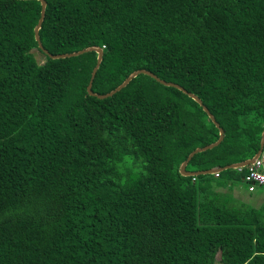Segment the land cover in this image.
<instances>
[{
  "label": "trees",
  "instance_id": "trees-1",
  "mask_svg": "<svg viewBox=\"0 0 264 264\" xmlns=\"http://www.w3.org/2000/svg\"><path fill=\"white\" fill-rule=\"evenodd\" d=\"M46 1L50 53L103 48L94 92L147 69L202 99L225 136L187 170L258 152L264 0ZM41 9L0 0V264H264L263 209L220 189L244 172L180 171L219 138L203 106L144 73L89 94L98 52L44 53Z\"/></svg>",
  "mask_w": 264,
  "mask_h": 264
},
{
  "label": "water",
  "instance_id": "water-1",
  "mask_svg": "<svg viewBox=\"0 0 264 264\" xmlns=\"http://www.w3.org/2000/svg\"><path fill=\"white\" fill-rule=\"evenodd\" d=\"M40 1H41V5H42L41 16H40V19H39L37 25L35 26L34 30H35V37H36V40L38 41L39 47L44 53L48 54L49 56H51L53 58H65V57H71V56H75V55H80V54H83V53H86V52H89V51L98 52V61H97V64H96V66H95V68H94V70L92 72V77H91L90 83L88 84V87H87L89 94L97 96L99 98H106L108 96H111V95L115 94L116 92L120 91L122 88L127 86L128 83L134 77L139 75L140 73H144V74L150 75L151 77L155 78L156 80H158L159 82H161L164 85L174 86V87L179 88L180 90H182L183 92L188 94L190 97L195 99L198 103H200L203 106L204 111L207 112L209 117L212 119V121L219 128L220 135H219L218 140H216L215 142L210 143V144H208L206 146L197 147L189 154L187 159L184 160L181 163V166H180V171H181V173L183 175H186V176H197L199 174H206V173L215 174V173H217L219 171H222V170H225V169H229V168L244 167V166H246V165H248L250 163H253L254 159L260 154V152L264 148V131H263V134H262L260 149L258 150V152L252 158H249V159L244 160L242 162L230 164V165L225 166L223 168L215 167V168H211V169H208V170H200V171H189V170H187L186 167H187L188 163L190 162V160L198 152L205 151L207 149H211V148L217 146L218 144H220V142L224 139V136H225V131H224L223 127H221L220 123L217 121V119L214 116V114L203 103L202 99L198 95H196L195 93L190 92L187 89H185L183 86H181V85H179V84H177L175 82H172V81H166V80L160 78L157 74H155L152 71L147 70V69H138V70L133 71L121 84H119L116 88H114L113 90H111V91H109L107 93L100 94V93L94 92L93 89H92L93 81H94V77H95V75L97 73V70L99 69V66H100V64H101V62L103 60V54H104L103 48H101L99 46H89V47L83 48L81 50L74 51V52H69V53H61V54H52V53H50L49 50L44 47V45L42 43V40H41V36H40V29H41V27L43 25V21H44L45 14H46L47 1L46 0H40Z\"/></svg>",
  "mask_w": 264,
  "mask_h": 264
},
{
  "label": "rangeland",
  "instance_id": "rangeland-1",
  "mask_svg": "<svg viewBox=\"0 0 264 264\" xmlns=\"http://www.w3.org/2000/svg\"><path fill=\"white\" fill-rule=\"evenodd\" d=\"M34 52H35L36 57L39 60V62H43L44 61L43 55L37 50H34ZM230 188L232 190H235V192H234L235 197H233L232 193L229 192L230 196L232 197V201H234L235 205L247 204V205L257 207V208H261L264 211V195H263L264 194V188L259 189V191L255 192V193H249L247 190V185H246L243 178L238 179V181H236L234 187L231 186ZM258 193H262V194L258 195ZM250 194H252L253 196H251L249 201H248L245 199V197L249 196ZM230 196H226V198L231 199ZM257 197H259V198H257ZM235 198H238V199H235ZM253 198H254V201H253ZM256 203H258V204H256Z\"/></svg>",
  "mask_w": 264,
  "mask_h": 264
},
{
  "label": "built area",
  "instance_id": "built-area-1",
  "mask_svg": "<svg viewBox=\"0 0 264 264\" xmlns=\"http://www.w3.org/2000/svg\"><path fill=\"white\" fill-rule=\"evenodd\" d=\"M244 168H247L244 171ZM239 171L244 172V181L250 191L256 190L260 186H264V148L260 154L250 163L244 167H238ZM217 176L219 172L215 173Z\"/></svg>",
  "mask_w": 264,
  "mask_h": 264
},
{
  "label": "crops",
  "instance_id": "crops-1",
  "mask_svg": "<svg viewBox=\"0 0 264 264\" xmlns=\"http://www.w3.org/2000/svg\"><path fill=\"white\" fill-rule=\"evenodd\" d=\"M247 185V184H246ZM234 187V186H233ZM264 188V186H260V187H258L256 190H254V191H250L249 189H248V186H247V190H248V192L249 193H255V192H257V191H259V189H263ZM221 190L223 191V192H231L232 193V195H233V197H235L234 196V192H235V190H232V189H230L229 187H221ZM237 191V190H236ZM260 194H262V193H258V195H260ZM264 195V194H263ZM251 196H253L252 194H250L249 196H246L245 197V199L246 200H248L249 201V199H250V197ZM255 197V196H254ZM257 198H259V197H257ZM235 199H238V198H235ZM253 201H254V198H253ZM256 204H258V203H256ZM251 206V205H250ZM254 207V206H253ZM257 208V207H256Z\"/></svg>",
  "mask_w": 264,
  "mask_h": 264
}]
</instances>
